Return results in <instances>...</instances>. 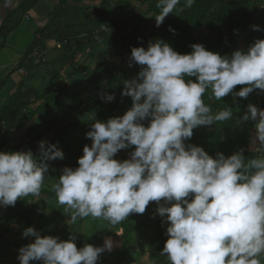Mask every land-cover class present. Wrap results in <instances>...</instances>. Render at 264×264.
Segmentation results:
<instances>
[{"label": "clouds", "instance_id": "1", "mask_svg": "<svg viewBox=\"0 0 264 264\" xmlns=\"http://www.w3.org/2000/svg\"><path fill=\"white\" fill-rule=\"evenodd\" d=\"M194 3L184 0L188 8ZM178 4L157 0L156 27ZM252 29L261 30L259 25ZM191 48L181 54L163 39L131 48L129 67L134 63L140 71L123 81L121 95L131 97L132 106L122 116L92 123L85 133L91 146L84 145L78 167L62 169L53 191L73 224L91 216L116 225L155 202L156 213L168 224L160 255L169 264H264V109L248 104L241 117L255 122L251 143L259 146V156L247 158L241 149L213 157L186 143L195 128L233 117L229 106L212 113L203 99L208 90L217 100L264 92V39L231 55L202 44ZM237 85L244 87L234 91ZM101 99L115 97L102 94ZM132 146L130 158H115ZM38 150L39 157L31 150L0 151V206L38 196L48 162L64 159L56 144L40 141ZM22 237L34 241L19 248V264H97L113 248L110 237L103 246L78 248L75 234L61 240L33 227L25 228Z\"/></svg>", "mask_w": 264, "mask_h": 264}, {"label": "crops", "instance_id": "2", "mask_svg": "<svg viewBox=\"0 0 264 264\" xmlns=\"http://www.w3.org/2000/svg\"><path fill=\"white\" fill-rule=\"evenodd\" d=\"M31 1L11 0L9 4L0 0V141L7 138L0 151H24L25 140L45 121L67 117L72 121L53 142L64 152V159L48 162V176L39 195H29L24 214L6 222L7 207L0 206V264H19V248L34 241V237H22L27 227L61 240L75 234L78 248L85 244L103 246L110 237L113 248L103 252L97 264H169L167 257L160 255L168 237L167 227L158 223L162 219L159 215L145 216L140 223L135 221V213L116 225L91 216L67 223L70 212L58 204L53 191L62 169L78 167L84 145L91 146L85 133L92 123L122 116L132 106L131 97L121 92L123 81L140 71L134 63L129 67L131 48H147L149 43L151 23L136 35L132 32L136 18L151 16L144 13L148 6L140 8L135 0L125 1L126 5L122 0H68L65 8L62 0H37L23 10ZM64 9H68V19L62 14ZM102 26L109 31H102ZM63 28L71 42L58 48L62 43L58 32ZM38 42L44 46V58L26 61ZM19 93L28 104L25 111L17 118L4 119L3 109ZM102 94H113L115 99L102 100ZM259 97L264 99V92L256 89L245 98L236 112L235 126H199L186 143L203 147L213 157L217 152L229 156L241 149L247 158L259 156V146L251 143L255 122L241 120L247 105L257 106ZM134 147L120 150L115 158H130Z\"/></svg>", "mask_w": 264, "mask_h": 264}, {"label": "trees", "instance_id": "3", "mask_svg": "<svg viewBox=\"0 0 264 264\" xmlns=\"http://www.w3.org/2000/svg\"><path fill=\"white\" fill-rule=\"evenodd\" d=\"M70 1L78 3L82 0ZM135 1L139 4L140 8L148 6V9L144 13L150 14L151 16L146 20L143 16L135 19L132 29L133 35L139 33L143 28H147L149 23H151L149 42L155 41L156 39H163L181 54L190 53L192 51L191 45L193 44H202L207 50L219 52L221 55H231L236 50V45L240 39L244 42L246 51L254 43V38L261 31H249V29H252V25H256V22L253 20L254 14L257 12L255 0H195V3L190 8L185 7L184 0H180V4L173 10V13H169L159 27H156L155 21V17L160 12V9L156 6L157 0ZM35 2L37 0H32L23 10H27ZM67 12L68 9H64L62 12L66 16V19H68ZM261 18H264V14ZM169 27L175 31H169ZM64 34H66V29H60L58 32V41L63 43H60L61 48L67 45V42H71V39H66ZM242 87L244 85H237L234 91H239ZM203 99L211 107L212 113H217L228 106L232 108V119L218 121L213 125L214 127L235 126L236 112L245 104V98H234L232 94L223 97L221 100H217L211 95V90L205 93ZM27 105L23 95L19 93L9 107L3 109L2 116L4 119L8 117V120L17 118L21 111H25ZM64 119H51L41 123L39 125V128H41L39 130L40 132L38 130L34 131L29 136L30 138L25 140V147L30 145L36 137L47 132L55 124ZM59 131L56 133V137ZM6 143L7 138L3 137L0 141V149ZM28 197H22L16 202L15 206L7 207L6 222L17 217L20 218L21 214H24V204Z\"/></svg>", "mask_w": 264, "mask_h": 264}, {"label": "built area", "instance_id": "4", "mask_svg": "<svg viewBox=\"0 0 264 264\" xmlns=\"http://www.w3.org/2000/svg\"><path fill=\"white\" fill-rule=\"evenodd\" d=\"M102 31H108V27L106 26H102L101 27ZM58 48H61V44L58 43L57 44ZM44 46L43 44H36L32 47V49L29 51V53L26 56V61H34V62H39L41 59L44 58ZM257 108L258 109H264V99L262 97L258 98L257 101ZM72 121L71 118H65L64 120L60 121L59 123L55 124L50 130H48L47 132H44L43 134H41L40 136L36 137L32 143L28 146L25 147L24 151H28L31 150L34 154V156L39 157V143L40 141H47L49 143H53L56 137V133L61 130L62 128H64L65 126H67L68 124H70ZM258 153L259 155L260 153V149H258ZM156 203L155 202H150L149 205L147 206L145 212L143 214H134V219L137 223H140L143 218L145 216H158V214L156 213ZM159 225L161 228H166L167 227V222L162 223V219H159L158 221Z\"/></svg>", "mask_w": 264, "mask_h": 264}, {"label": "rangeland", "instance_id": "5", "mask_svg": "<svg viewBox=\"0 0 264 264\" xmlns=\"http://www.w3.org/2000/svg\"><path fill=\"white\" fill-rule=\"evenodd\" d=\"M255 2H256V6H257V12L254 14L253 20L256 22V25L260 26L261 31L254 38L253 42H255V40H257V39H264V18H261V17H263V14H264V0H255ZM62 3H63V6L65 8H67L69 5L68 0H63ZM105 11H107V10H105ZM107 13H110V10H108ZM109 17H110V15H108V19H109ZM252 30L253 29H249L250 32ZM238 49L245 50L244 42L241 39L238 41V44L236 45V50H238Z\"/></svg>", "mask_w": 264, "mask_h": 264}, {"label": "bare ground", "instance_id": "6", "mask_svg": "<svg viewBox=\"0 0 264 264\" xmlns=\"http://www.w3.org/2000/svg\"><path fill=\"white\" fill-rule=\"evenodd\" d=\"M109 31V30H108ZM108 31H104V32H108Z\"/></svg>", "mask_w": 264, "mask_h": 264}]
</instances>
